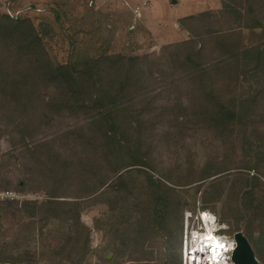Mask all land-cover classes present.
Wrapping results in <instances>:
<instances>
[{
    "label": "trees",
    "instance_id": "obj_1",
    "mask_svg": "<svg viewBox=\"0 0 264 264\" xmlns=\"http://www.w3.org/2000/svg\"><path fill=\"white\" fill-rule=\"evenodd\" d=\"M179 21L193 39L236 30L241 34L234 43L180 47L179 72L198 86L167 102L163 91L143 89L148 56L72 53L67 62H60L48 47L51 29L46 22L37 25L26 14L0 12V136L21 135L18 143L32 151L40 172L55 176L53 183L71 177L75 184L72 199H59L51 189L52 198L26 202L41 210L42 219L60 221L65 229L53 255L44 254L49 258L44 264H85L92 254L104 263L122 264L120 256L126 251L142 264H182L188 201L164 180L169 181L167 176L143 169L154 170L143 149L148 130L172 111L178 116L170 121L181 128L205 129L224 142L241 141L248 167L264 174V0H243L241 9L208 10ZM129 89L136 91L134 99ZM66 119L74 124L67 127ZM40 133L54 136L46 142L26 141ZM224 171L205 167L195 173V182L215 177L203 188L202 208L216 210L229 182L216 177ZM103 198L112 203L113 214L94 218L91 227L81 214ZM222 208L221 220L233 221L228 232L243 231L263 264L264 181L259 175H237ZM96 229L111 235L100 248L92 246ZM150 238L159 240L160 262L148 247ZM106 250L113 253L110 260L102 254ZM21 261L30 260H11Z\"/></svg>",
    "mask_w": 264,
    "mask_h": 264
},
{
    "label": "rangeland",
    "instance_id": "obj_2",
    "mask_svg": "<svg viewBox=\"0 0 264 264\" xmlns=\"http://www.w3.org/2000/svg\"><path fill=\"white\" fill-rule=\"evenodd\" d=\"M242 7L243 0H0L1 13L9 15L11 12L14 16L26 14L37 25L47 23V29H51L47 44L60 62H67L72 53L81 56H148L144 65L148 79L143 89L163 91L161 97L167 102L177 98L179 93L191 92L198 86L179 72L177 61L180 47L189 44L200 46L203 42L221 40L234 43L241 34V31L236 30L193 39L179 20L208 10ZM138 82V78L132 80L135 85ZM129 90L130 99H134L136 91ZM137 90L141 92V88L137 87ZM187 100L185 96L184 103ZM177 116V112L172 111L148 130L143 149L148 152L154 170L146 167L143 169L156 177L167 176L169 181L164 180L182 191L185 201H188L185 215L187 211L195 213L203 207V188L215 178L195 182V173L205 167L210 170L225 168L226 171L216 177H227L229 182L226 183V192L216 203V210L209 208L222 221V205L232 180L239 174H246L259 175L264 181V174L260 175L257 169L248 167L249 158L242 149L241 141L237 144L224 142L215 139L212 132L205 129L181 128L182 124L172 122ZM63 123L68 127L74 121L66 119ZM2 128L3 124H0ZM20 136H0V256L12 257L11 260L20 256L29 262L48 263L49 258L43 256L47 254L45 257H51L58 249L64 226L54 219H42L41 210L26 202L41 203L52 198L51 189L56 190L59 199H72L70 196L76 192L75 184L71 177L53 183L55 176L40 172L32 158V151L18 143L21 141ZM53 136L54 133H40L26 141L46 142ZM226 161L227 164H221ZM199 185L202 187L194 196ZM101 201L87 207L81 214L82 220L91 227L94 218H105L113 214L110 210L112 203H108L107 198ZM222 222L229 227L233 225L231 219ZM257 236L255 234V238ZM91 238L93 248H100L108 244L111 235L96 229ZM148 244L156 252V262H160L159 240L150 238ZM102 254H107L109 260L113 256L111 250ZM120 260L122 264H142L131 259L127 251L120 256ZM85 264L110 263H104L97 254H92Z\"/></svg>",
    "mask_w": 264,
    "mask_h": 264
},
{
    "label": "clouds",
    "instance_id": "obj_3",
    "mask_svg": "<svg viewBox=\"0 0 264 264\" xmlns=\"http://www.w3.org/2000/svg\"><path fill=\"white\" fill-rule=\"evenodd\" d=\"M188 215H191L190 213ZM198 229L185 233L182 264H228L235 245L227 236L217 235L227 224H217V216L209 210L199 212Z\"/></svg>",
    "mask_w": 264,
    "mask_h": 264
},
{
    "label": "built area",
    "instance_id": "obj_4",
    "mask_svg": "<svg viewBox=\"0 0 264 264\" xmlns=\"http://www.w3.org/2000/svg\"><path fill=\"white\" fill-rule=\"evenodd\" d=\"M9 15H11L12 17L14 16V14H12L11 12H9ZM204 210H209V209L198 208L197 212H195V213H193L191 211L185 212V215H184V226H183V233H182V248H183V241H184V238H185V233L187 232V233L190 234V232L192 230L198 229V226L201 223V221L198 219V214H199V212H202ZM189 213L191 215H188ZM212 213L215 214L214 212H212ZM215 215L217 216V214H215ZM217 218H218L217 219V224H227L225 222L220 221L218 216H217ZM228 230H229V225H228V227L226 229L221 228L220 231L218 233H216V234L217 235L227 236L228 239L230 241H232L234 243L235 247H236V241H235V238H234V233L230 234L228 232ZM235 247H234V249H235ZM234 249L230 253L227 254L230 257V260H229L230 264H235L232 261V252L234 251ZM182 260H183V257H182ZM0 264H44V263H35V262H29V261H21V262L14 263V262H11V261L0 260ZM193 264H195L194 261H193Z\"/></svg>",
    "mask_w": 264,
    "mask_h": 264
},
{
    "label": "water",
    "instance_id": "obj_5",
    "mask_svg": "<svg viewBox=\"0 0 264 264\" xmlns=\"http://www.w3.org/2000/svg\"><path fill=\"white\" fill-rule=\"evenodd\" d=\"M173 2H175V0H173ZM234 238L236 247L232 252V261L235 264H261L253 246L243 231H236L234 233Z\"/></svg>",
    "mask_w": 264,
    "mask_h": 264
},
{
    "label": "bare ground",
    "instance_id": "obj_6",
    "mask_svg": "<svg viewBox=\"0 0 264 264\" xmlns=\"http://www.w3.org/2000/svg\"><path fill=\"white\" fill-rule=\"evenodd\" d=\"M228 264H230V262H228Z\"/></svg>",
    "mask_w": 264,
    "mask_h": 264
}]
</instances>
